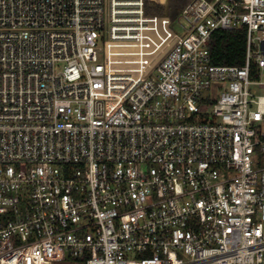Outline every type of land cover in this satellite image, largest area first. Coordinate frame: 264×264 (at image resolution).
Segmentation results:
<instances>
[{
	"label": "built area",
	"instance_id": "1",
	"mask_svg": "<svg viewBox=\"0 0 264 264\" xmlns=\"http://www.w3.org/2000/svg\"><path fill=\"white\" fill-rule=\"evenodd\" d=\"M146 2L0 0V264H264V0Z\"/></svg>",
	"mask_w": 264,
	"mask_h": 264
},
{
	"label": "trees",
	"instance_id": "2",
	"mask_svg": "<svg viewBox=\"0 0 264 264\" xmlns=\"http://www.w3.org/2000/svg\"><path fill=\"white\" fill-rule=\"evenodd\" d=\"M191 1L192 0H167L166 4H162L147 0V14L150 16L168 17L173 23L178 20L185 7ZM151 29V47H153L155 42H153V40L163 35L164 32L172 34L167 28L166 21H151ZM246 38L247 35L244 29L214 32L210 42L213 63L217 65L242 66L245 62ZM146 50L147 49L144 51Z\"/></svg>",
	"mask_w": 264,
	"mask_h": 264
},
{
	"label": "rangeland",
	"instance_id": "3",
	"mask_svg": "<svg viewBox=\"0 0 264 264\" xmlns=\"http://www.w3.org/2000/svg\"><path fill=\"white\" fill-rule=\"evenodd\" d=\"M153 2H158V3H162V4H166L167 0H150ZM155 21H166V25L167 28L170 30V32L172 33V31L176 32L179 35H183V30L180 27V24L178 23V21L176 22H171L170 18L168 17H162V16H157V18H155ZM172 34L170 33H166L164 32L163 35L158 36L156 39L153 40L154 45L153 47H149L143 55L145 56V59H143L144 64L150 63L157 55L158 53H160L162 51V49L165 47V45L167 44V42L169 41L170 37Z\"/></svg>",
	"mask_w": 264,
	"mask_h": 264
},
{
	"label": "water",
	"instance_id": "4",
	"mask_svg": "<svg viewBox=\"0 0 264 264\" xmlns=\"http://www.w3.org/2000/svg\"><path fill=\"white\" fill-rule=\"evenodd\" d=\"M172 46V45H171ZM171 46H168L165 50H164V52L153 62V64H152V66L153 65H155L165 54H166V52L170 49V47ZM151 66V67H152Z\"/></svg>",
	"mask_w": 264,
	"mask_h": 264
},
{
	"label": "crops",
	"instance_id": "5",
	"mask_svg": "<svg viewBox=\"0 0 264 264\" xmlns=\"http://www.w3.org/2000/svg\"><path fill=\"white\" fill-rule=\"evenodd\" d=\"M166 1V0H165ZM162 3H164V2H162Z\"/></svg>",
	"mask_w": 264,
	"mask_h": 264
}]
</instances>
